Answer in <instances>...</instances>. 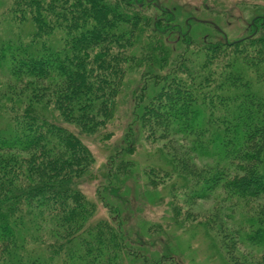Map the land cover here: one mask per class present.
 I'll list each match as a JSON object with an SVG mask.
<instances>
[{
  "label": "trees",
  "instance_id": "trees-1",
  "mask_svg": "<svg viewBox=\"0 0 264 264\" xmlns=\"http://www.w3.org/2000/svg\"><path fill=\"white\" fill-rule=\"evenodd\" d=\"M0 5V264H171L169 239L144 248L163 223L135 218L166 199L167 229H202L223 264H264V11L230 41L133 0ZM131 95L98 172L84 137L107 142Z\"/></svg>",
  "mask_w": 264,
  "mask_h": 264
},
{
  "label": "rangeland",
  "instance_id": "rangeland-1",
  "mask_svg": "<svg viewBox=\"0 0 264 264\" xmlns=\"http://www.w3.org/2000/svg\"><path fill=\"white\" fill-rule=\"evenodd\" d=\"M1 1L3 3L4 0H0V2ZM160 1L162 2L163 6L174 13L176 23L182 27V31H185L186 26H190L188 23L193 18L194 21L206 20L216 23L224 33L223 36L230 41L238 40L249 35V33L251 32L250 24L253 21V18L257 14H261L264 11V0ZM7 6L8 3L5 7ZM150 10L152 12L155 11L153 7H150ZM187 20H189L188 23ZM199 32H201V34L203 35L202 37H206L208 34L212 33L211 27L208 26H204ZM219 39H221L219 36H213L212 40L216 42ZM132 87L135 90L137 86L136 84H133ZM124 96L120 97V108L118 110V113L114 121L109 125L107 129V131H110V133H112V137L109 138L107 142L101 141L100 138L96 135L84 137V143L88 146V148L96 158L95 170L98 172L99 170H102L103 165L107 163V157L111 155L108 148H115L116 145L121 144L122 138H124L126 136V133H128V126L132 124L131 113L133 106V97L131 95V103L126 105V102L129 98L127 99V96L125 101L122 102ZM138 132L139 131L136 126L133 128V130H131V141L134 139H138ZM145 145L146 143L144 141L138 143L137 153L133 155V159L140 160L141 163L148 161L147 152L150 148ZM97 185L98 183H93L90 186H86L85 193L93 196L96 192ZM123 198L125 199V196ZM126 199V202H128L129 206L136 212L137 208L140 207L138 205L139 203L135 202V200H133V197L128 198V196H126ZM147 202L149 203L146 204L145 208H140L141 214H138V216L141 217L142 221H139L140 218L136 216L135 218L138 219V222H136V224L139 226L140 222L145 223L147 221L160 222L161 224L163 223L162 229L156 231L155 228H152V231L148 233V237L143 238V241L145 242L144 248L149 251V253L154 254L155 251H159L160 253H162L165 247V242H168L170 240L172 244L170 242L168 243L172 245V248H174V250H176L174 252V257L177 256V258H175L171 264L175 263L176 261L179 264H223L221 259L216 256L215 250L211 247L210 241L205 236L202 229H192L191 231L184 233L181 230H177L174 228H166L167 219H164V215L167 214V216H169V214L167 213V206L165 205L168 202L167 199L165 200V204H159L157 206L151 205V200H148ZM103 215L104 211H101V216ZM132 227L135 228L136 226L132 224L128 229L131 232L136 231L134 229L131 230ZM164 230L168 231L167 235L165 234ZM130 234V240L135 241L138 244L140 236L137 237L136 235H134V233Z\"/></svg>",
  "mask_w": 264,
  "mask_h": 264
},
{
  "label": "flooded vegetation",
  "instance_id": "flooded-vegetation-1",
  "mask_svg": "<svg viewBox=\"0 0 264 264\" xmlns=\"http://www.w3.org/2000/svg\"><path fill=\"white\" fill-rule=\"evenodd\" d=\"M133 1L139 6L140 9L147 10V9H150V7H153L154 10H159L162 12H164V11L165 12H172L171 10H169L165 6H163V4L160 0H133ZM188 21L189 20H187V23H188Z\"/></svg>",
  "mask_w": 264,
  "mask_h": 264
},
{
  "label": "water",
  "instance_id": "water-1",
  "mask_svg": "<svg viewBox=\"0 0 264 264\" xmlns=\"http://www.w3.org/2000/svg\"><path fill=\"white\" fill-rule=\"evenodd\" d=\"M201 23H208V24H212L217 30L220 31V28L218 26H216L214 23L210 22V21H202V20H198Z\"/></svg>",
  "mask_w": 264,
  "mask_h": 264
}]
</instances>
